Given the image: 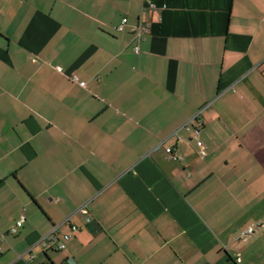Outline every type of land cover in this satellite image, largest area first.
Returning <instances> with one entry per match:
<instances>
[{"label": "crops", "instance_id": "crops-1", "mask_svg": "<svg viewBox=\"0 0 264 264\" xmlns=\"http://www.w3.org/2000/svg\"><path fill=\"white\" fill-rule=\"evenodd\" d=\"M0 241V264H264V0H0Z\"/></svg>", "mask_w": 264, "mask_h": 264}, {"label": "built area", "instance_id": "built-area-1", "mask_svg": "<svg viewBox=\"0 0 264 264\" xmlns=\"http://www.w3.org/2000/svg\"><path fill=\"white\" fill-rule=\"evenodd\" d=\"M126 21H127V19L124 18L122 24H120V25L117 27V29H118L119 31L124 30V24L126 23ZM147 29H148V27H144V26L142 27V26H139L138 29H137V31H136V33H135V38H136L138 41H142V40L144 39V35H145V33L147 32ZM139 51H140V46H139V44H137V45L135 46V52L138 53ZM74 80L77 81V82H79L81 86H85V84H86L84 81H80V80L78 79L77 76H74ZM198 145H199V154H200L202 157H205V156L207 155V150H206V148H205V145L203 144L202 141H199V142H198ZM166 151H167L168 155H170V154L172 153V148L169 147V148L166 149ZM169 157H170V156H169ZM24 220H25V216L22 215V216L20 217V219L16 222V225H15V227H13L12 231L15 232L16 229H17L18 227H21V226L23 225ZM89 220H90V219L87 218V221H89ZM78 229H79V228H78L76 225H74V226H72L70 232H67V233L63 234L62 237H61V239L59 240V242H58L57 245H56V246H57V249H59V250H63V249H65V248H66V242H67L68 240H70V239L73 237V234H74L75 232H77ZM252 232H253V228H249V229L245 232V234L248 235V234H250V233H252ZM1 237L4 238L3 235H1ZM52 240H54V237H52ZM0 242H1V241H0ZM0 246H1V245H0Z\"/></svg>", "mask_w": 264, "mask_h": 264}]
</instances>
